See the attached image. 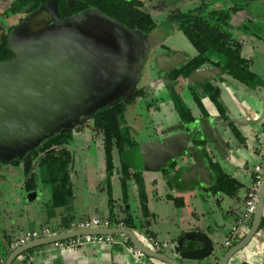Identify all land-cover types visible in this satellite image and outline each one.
Returning a JSON list of instances; mask_svg holds the SVG:
<instances>
[{
	"label": "water",
	"instance_id": "1",
	"mask_svg": "<svg viewBox=\"0 0 264 264\" xmlns=\"http://www.w3.org/2000/svg\"><path fill=\"white\" fill-rule=\"evenodd\" d=\"M7 47L14 57L0 61V163L3 164L23 159L55 134L77 127L96 112L135 94L149 53L147 37L97 9L63 19L58 0H47L28 14L11 31ZM175 58L159 56V69L167 72L166 60L171 64ZM221 74L220 69H200L189 77L190 86ZM175 129L182 131V135L148 144L142 169L161 172L170 162L195 149L189 147L195 129L183 131V124ZM192 174L196 182L200 175L207 184L212 182L210 171L203 163ZM263 218L264 176L251 227L238 243L224 252L218 264H229L255 240ZM85 235H124L146 257L162 264H182L147 247L132 229L55 233L17 247L5 264H13L31 250ZM218 236V233L190 232L179 239L173 251L189 261L206 260L222 249ZM184 241L196 242L199 247L180 252ZM261 264H264V246Z\"/></svg>",
	"mask_w": 264,
	"mask_h": 264
},
{
	"label": "rangeland",
	"instance_id": "2",
	"mask_svg": "<svg viewBox=\"0 0 264 264\" xmlns=\"http://www.w3.org/2000/svg\"><path fill=\"white\" fill-rule=\"evenodd\" d=\"M12 1L0 0V31L3 29L5 33H7L10 27L17 26L21 22L19 17L10 19L3 18L4 11ZM144 1L147 10H149L157 22V27L147 36L149 53L146 66L142 72V78L137 86L138 89H145L147 95L146 97L136 99L133 104L128 105L125 113L126 124L133 138L138 143L137 148L131 150V152L129 151V154H126L125 158L127 157L128 161H131L133 168L139 170V175L144 176L146 182L149 184L148 186L152 188L154 185L151 183L157 178L158 173L142 169L141 162L146 147L149 143L157 141V138L161 136L163 130L167 132L169 129H172L178 137L182 135V131H176L175 129L180 126L179 116L172 101L169 100V92L165 87L167 80L156 69L155 59L158 55H167L169 51L170 55L177 57L171 64H168L166 60V71L168 72L196 55V50L187 37L170 21V15L174 12H188L193 10L201 4V0ZM221 7V3L215 6V8ZM251 19L260 27L264 25V1L253 2L249 10L232 15L228 21L234 26H241L242 23ZM231 32L235 38L244 44V55L252 60L254 64L252 71L264 80V40L258 41L237 30H231ZM219 84L222 89L221 96L225 111L233 119L234 126L237 127L243 137V141L239 142L241 147L237 152L238 158L246 161L250 169L248 171L240 169L238 172V179L241 180L244 186L239 192L240 199L231 200L223 194H215V196L207 188V185H211L212 182L207 184L205 178L201 175L199 176L198 182L192 183V179H194L192 171L200 167V164L203 163L202 157L197 152V148L192 150L191 153L177 158L176 165L179 168L175 169L176 166L172 171H177L178 174H176L180 177L177 183L184 192L183 196L186 201V206H195L196 209L194 208L192 210H197L201 222H208L210 224L214 222V227L216 221L219 223L220 233L217 242L222 247L226 241L228 231L236 224L237 217L240 216L244 209V197L246 189L251 183V175L255 165L260 163L261 156L264 155L263 152H261V155L255 154L254 152L255 148H261L263 150L264 145V134L261 127L264 121V86L254 90L227 77ZM177 89L185 105L192 110L198 122L203 120L202 118L206 114L212 117H218L220 123L221 121L224 122V119L220 118L213 104H208L209 108H206L207 102L203 106V104L195 101L194 96L188 91L189 86L186 80H179ZM89 120L85 122L88 123ZM207 122L211 125L209 120ZM219 128L221 129L220 133L222 136L215 134V138H221L219 140L220 148L222 142L225 140L235 141L232 133L226 127L223 126L221 128L219 126ZM73 129L74 140L69 149L73 154L70 171L74 198L68 208H61L59 212L67 216L71 215L75 220H79L85 216L87 218L96 216V209H100V214L97 216L127 220L129 218L128 214L122 213L120 207H127L130 199L128 196H122L120 194L122 175L120 174L119 168L118 171L116 169V173L111 180L115 186V196L121 198L118 203L120 206L113 215L110 214L109 207H106L109 201L108 179L106 176V159L102 138L92 131L91 122L84 126L80 124ZM166 134H169V132ZM229 150L231 149L229 148ZM229 152L233 154L236 150L234 148ZM114 158L115 163H118L119 160L116 152ZM219 161L221 162V160ZM221 165L225 172L234 175L233 164L221 162ZM0 166V176L2 178L0 184V256H2V248L6 235L18 234L20 232L24 233L31 227L33 224L32 217L34 215L36 216V212L39 213L43 202L46 204L50 202L51 192L41 182L39 171H37V197H35V192H27L25 189V176L22 166L16 167L12 163H0ZM202 196L205 197L204 200ZM219 197H221V201L219 203L215 202V199H219ZM138 199L132 197L130 202L131 212L135 217L134 221L137 220L138 224L143 226L144 231L149 230L145 227V216L149 215L147 209L149 207V210L153 211L161 207L160 200L152 196L149 199V206L147 203L146 206L142 207L140 197ZM226 212L228 215L224 216ZM201 214L204 215L201 216ZM138 217L140 218L138 219ZM165 219L166 217L164 219L162 217L158 219L153 229L158 233L161 245L164 246L162 252L169 254L168 249L172 246V241L168 238L169 227L168 221L166 222ZM56 221L55 219H51V226H55ZM247 224L250 226L251 222ZM141 234V239L143 238L144 242H147L144 235L142 234V237ZM255 239L261 241L264 246V234L262 231L256 235ZM239 241L236 240L234 244ZM150 247L152 246L150 245ZM226 249L222 248L217 252L218 258L222 257ZM18 259L13 264H21ZM206 261L207 264L209 260L206 259Z\"/></svg>",
	"mask_w": 264,
	"mask_h": 264
},
{
	"label": "trees",
	"instance_id": "3",
	"mask_svg": "<svg viewBox=\"0 0 264 264\" xmlns=\"http://www.w3.org/2000/svg\"><path fill=\"white\" fill-rule=\"evenodd\" d=\"M58 1L63 19L81 11L97 9L116 20L118 23L123 24L128 29L138 31L144 37L149 36L157 27V22L149 10H147L144 0ZM257 1L264 0H201V4L193 10L188 12H174L170 15V21L176 25L178 30L183 32L196 50L195 56L187 59L182 64L164 74L167 80L165 87L169 92V100L172 101L182 121L192 123L195 118L192 110L185 105L177 89V83L181 79H189L193 73L204 67H210L213 70H222V74L218 76L220 80H224V78L227 77L251 89L264 86V80L252 71L254 65L253 61L244 55V44L235 38L231 32V30H237L258 41H263L264 25L260 27L253 19L242 23L241 26H234L228 21L232 15L249 10L250 5ZM46 2L47 0H13L4 11L3 18L10 19L19 17L20 21H22L28 14L38 9ZM219 3H221L222 7L215 8ZM14 27L15 26L10 27L7 33H5L3 29L0 31V61L14 57L7 47L8 37ZM198 87L204 92V96L208 97L213 103L220 118L224 119V121H228L230 117L225 111L221 90L210 82ZM192 90H196V87L192 88ZM146 95L147 91L145 89H137L135 94L125 97L114 105L96 112L90 117L88 123H82V126H84L91 122L92 131L102 138L106 159V176L108 179V206L111 215L116 211V202L113 198L111 179L118 168L122 175L124 196L127 195V182L133 180L138 187L142 207L147 204L144 179L142 175H139V170L134 168L133 172L131 171L132 168L125 159V155L138 146L137 141L133 138L125 121L126 109L128 105L133 104L136 99L146 97ZM196 100L201 104L200 97L197 96ZM230 127L237 141H243V137L237 127H235L233 123L230 124ZM261 127L264 134V121ZM73 140L74 129L70 128L63 130L45 140L36 149L27 153L23 159H15L12 162V165L16 167H23L25 189L27 192H34L37 190V171H39L41 182L47 186L51 192V199L48 203L49 218L53 216L55 210L68 208L74 198L70 171V166L73 162V154L69 149ZM115 152L118 155V165L115 164ZM254 152L258 155H261V152L264 153V145L263 150H261V148H255ZM205 157L209 160L213 175V185L208 188L209 191L215 194L225 192L232 196L233 199H240L239 192L244 188L243 184L225 172L218 163L213 162L206 153ZM263 157L264 155L261 156V158ZM175 167L176 163L172 162L163 172L169 173ZM1 182L2 178L0 176V184ZM175 203L179 206L180 204L182 205L180 199H176ZM145 218L148 219L149 215L145 216ZM124 222L128 228H137L132 218L124 220ZM73 223L74 219L71 215L63 216L59 226L62 227V230H60L69 231ZM145 227H150L148 221H145ZM139 228L141 230L144 229L142 225H140ZM60 230L56 229L54 233ZM261 231L264 234V218L260 227V232ZM144 233L147 234V236L154 237L149 230H145ZM5 238L6 241H10L5 253V255L8 256L13 251L11 247L12 235H6ZM236 240H241V238L238 237ZM197 247H199V244L187 241V244L181 246L179 250L180 252H184L196 249ZM228 249L229 248L225 251ZM30 252L31 251L28 253Z\"/></svg>",
	"mask_w": 264,
	"mask_h": 264
},
{
	"label": "crops",
	"instance_id": "4",
	"mask_svg": "<svg viewBox=\"0 0 264 264\" xmlns=\"http://www.w3.org/2000/svg\"><path fill=\"white\" fill-rule=\"evenodd\" d=\"M257 89H260V87ZM257 89H254V90H257ZM206 102H207V105L205 106ZM202 104L206 108H209L208 104H211V103L206 97H204L202 99ZM220 130L221 129L219 128V133H220ZM234 139L235 141L225 140L222 142L223 146L221 147V149L218 150L219 154L218 153L215 154L214 156L215 159L213 160V162L218 163L221 167H222L221 162L226 163V164L227 163L233 164L234 165V175H230L229 172L228 174L232 176L234 179L238 180L240 183H242L241 180L238 179L239 170L244 169L248 171L250 169L246 161L238 158L237 152L239 151V148L241 147V145L239 144L236 138ZM229 148L231 150L235 148L236 150V152L233 154L230 152L231 160L227 159V156H226L227 153H225L226 151L229 150ZM221 150L223 151L221 152ZM127 154H129V152ZM125 159L127 163L131 166L132 168L131 171H133L134 169H133L131 161H128L127 157ZM219 160H221V162ZM115 164L118 165V163H115ZM203 164L206 166L208 170H210L211 176L213 178L210 165H209V161L203 160ZM177 168L179 167L177 166L175 169ZM156 173H158V175H157V178H155L151 183L154 185L152 186V188L148 186L149 184L146 182V178L143 176L145 188H146L148 206H149V199L152 196L155 199L160 200V203H161V207H158L153 211H150L148 207L149 218L146 219V221H148L150 224V227L148 228L149 231L151 232V234H153L155 239L161 243L158 233L153 229V227H154V224L157 223L158 219H160L161 217L162 219H164L166 217L165 221L166 222L168 221V227H169L168 238L171 239L172 246L169 247L168 249L169 254H166L163 252L162 253L174 259H177L182 264H206L207 262L206 260L189 261V260L183 259L180 256V254L177 255V253L173 251V248L174 246L177 245L180 238L184 237L186 234L190 232H204L209 235H212L214 233L219 234L220 233L219 223L216 221L215 223L216 225L214 227L213 225L214 222L212 224L208 222H203V221L201 222V219L199 218V214L197 210H192L195 208V206H192V207L186 206V201L183 196L184 192L177 183L178 182L177 180H180V177L177 175L178 174L177 171H171L169 173H164L163 171H161V172H156ZM252 175H251V181H252ZM192 183L194 184L196 183V181L193 180ZM112 188H113L112 190L113 198L115 202H117L116 209H118L120 206L118 203L121 198L119 196H115L114 183L112 184ZM127 188L128 190L126 193L130 199V202H131L132 197L139 200L138 199L139 190H138L136 183L133 180L127 182ZM34 192H35L34 196L37 197V194H36L37 192L36 191ZM120 194L124 196V192L122 188L120 189ZM213 194L215 195V193ZM219 194H223L226 197H229L231 200H233L232 196H230L228 193L223 192ZM221 197H219V199H215V202L219 203L221 201L220 200ZM176 199H180V203H182V205L181 204L180 206L177 205L175 203ZM202 199L204 200L205 197L202 196ZM130 202L127 207L122 206L123 211L121 212L127 213L129 216L128 219L130 218L134 219L135 217L133 216V213L131 212ZM106 207H109V206L106 204ZM60 209L55 210L53 216L49 218L48 204L43 202L42 207L39 210V213L36 212V216L34 215V217H32L33 224L27 230L40 229L43 226H49L53 233H54V230L56 229L62 230V227H59V226H60L61 218L65 216V214L60 213L59 212ZM98 214H100V209H96V212H95L96 216H93V217L102 218V219L107 218L104 216H97ZM202 215L204 214H201V216ZM227 215H228L227 212L224 213V216H227ZM93 217H88V218H93ZM85 218L87 217L86 216L82 217L79 220H75L73 218L74 223L82 219H85ZM108 218L115 219V220H123V221L125 220L122 218H119V219L112 218V217H108ZM139 218L140 217H138V219ZM51 219L57 220L55 226H51L50 224ZM135 226L137 228L132 229V230H134L138 234L140 240L144 242L143 238L141 239L140 234L142 232L145 238L147 237V234H145L144 231L139 228L140 224H138V221L135 223ZM128 229H131V228H128ZM61 230L58 231L57 233L67 232V231H61ZM22 234L23 232H20L18 234H11L12 235L11 243H13L15 239L21 236ZM115 236L119 242L112 244V245H92L91 244V245H86L84 247L76 248V249H62V248H57L55 246L47 245L44 247L31 250L30 253L27 252L21 256H25L26 258L30 257L31 260L29 261L30 262L29 264H162L159 261L153 260L146 256L143 258H136L134 255H132L131 253L127 251L124 244L120 243L126 239L125 238L126 236L124 235H115ZM227 237H228V233L226 235V239ZM9 242L10 241H6V238H5L3 248H2L3 254L2 256H0V264H5L7 260L8 256H6L5 253H6V249L8 248ZM186 244H187V241H184L183 245H186ZM222 248H228V247H226L224 243V245H222ZM262 251H263V243L255 239L246 249L236 254L233 257V259L229 262V264H261ZM20 257L19 259L18 258L17 259L19 260L21 264H23L24 262L21 261ZM211 257L212 258L210 259L208 258L209 261L207 264H218L219 263L220 258H218L217 254H213Z\"/></svg>",
	"mask_w": 264,
	"mask_h": 264
},
{
	"label": "built area",
	"instance_id": "5",
	"mask_svg": "<svg viewBox=\"0 0 264 264\" xmlns=\"http://www.w3.org/2000/svg\"><path fill=\"white\" fill-rule=\"evenodd\" d=\"M264 176V157L261 158L259 164L254 167L252 181L250 186L246 190L245 194V202L244 209L241 212L240 216L237 217L236 224L229 230L228 237L225 241V246L230 248L233 246L234 241L240 237H244V235L248 232L250 226H248V222L252 221V217L256 211L257 203L259 199V190L261 183L263 181ZM91 229H128L126 223L123 220H115L111 218H85L78 222L72 224V228L69 230H91ZM54 234L49 226H43L40 229L34 230H26L21 236L15 239L12 243L11 247L16 249L17 247L24 245L30 241L44 238ZM120 243L124 244L127 251L134 255L136 258H143L145 255L139 251L129 240L128 237ZM147 242L144 244L152 249L153 251L162 253L163 246L159 241H157L152 236L146 237ZM119 241L116 239L115 235H85L78 236L74 238H70L65 241L56 242L53 245L57 248L62 249H76L81 248L86 245H112L118 243ZM150 245L152 247H150ZM21 261L23 264H29L31 258L21 256Z\"/></svg>",
	"mask_w": 264,
	"mask_h": 264
},
{
	"label": "flooded vegetation",
	"instance_id": "6",
	"mask_svg": "<svg viewBox=\"0 0 264 264\" xmlns=\"http://www.w3.org/2000/svg\"><path fill=\"white\" fill-rule=\"evenodd\" d=\"M170 51L167 53L166 56H170V57H175L174 55H170L169 54ZM160 55L156 56V59H155V66H156V69L162 74L164 75L165 73L167 72H163L159 69L158 65H157V59ZM202 69H212L210 67H204ZM183 80V79H181ZM188 86H189V92L192 94V96H194L195 98V101L197 102L196 100V97H200L201 98V104H202V99L206 96H204V92L198 87V86H202L204 85L205 83L207 82H210L212 83V85H214L215 87H218L220 90H221V94H222V89H221V86H220V82H222V80L219 79V77H215L214 79L212 80H205L204 83L200 84V83H195L194 86H190V82H189V79L186 80ZM196 87V90H192V88ZM208 100L209 98L206 97ZM209 102L211 104H213L210 100ZM198 103V102H197ZM178 114V113H177ZM209 114V113H208ZM194 115V113H193ZM179 116V114H178ZM194 118L195 120L192 122V123H187V122H184L181 120L180 116H179V124L180 125H184L185 126V129L183 131H188V132H191L192 130L195 129V134L191 140V142L189 143V147H192V148H197V152L198 154L202 157V160H206V161H209L208 158L205 157V153L208 155L209 158H211L212 160H214V156L216 153H218V150L221 149L219 147V139L215 138V134L217 136H220L221 134L219 133V126L220 127H226L227 130H229L231 133V127H230V124L233 123V119L230 117V119L228 121H221V123L218 121V117H212L210 115H205L201 120L200 122L197 121V118L195 117L194 115ZM207 120L210 121L211 125L207 122ZM208 123V124H207ZM217 123V124H216ZM209 125V126H208ZM173 135H176L175 132L171 131L169 134H166L164 132V130L161 132V136L157 138V140L161 139H165V138H168V137H171ZM233 135V133H232ZM222 136V135H221ZM234 137V135H233ZM235 138V137H234ZM223 141V139H222ZM223 145H221L222 147ZM225 153H227V159L228 160H231V153L226 151ZM187 154V153H184V155ZM219 154V153H218ZM173 162V161H172ZM172 162H170L167 166V168L172 164ZM176 163V162H175ZM177 166V165H176ZM206 167V166H205ZM165 168V169H167ZM134 169V168H133ZM164 169V170H165ZM210 171V170H209ZM210 176H211V173H210ZM211 180H212V184L211 185H207L208 187L207 188H210L212 185H213V178L211 176ZM219 194V193H218ZM212 258V257H209V259Z\"/></svg>",
	"mask_w": 264,
	"mask_h": 264
}]
</instances>
